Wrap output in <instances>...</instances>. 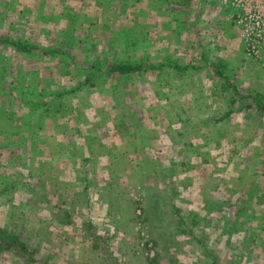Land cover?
<instances>
[{"label":"rangeland","instance_id":"obj_1","mask_svg":"<svg viewBox=\"0 0 264 264\" xmlns=\"http://www.w3.org/2000/svg\"><path fill=\"white\" fill-rule=\"evenodd\" d=\"M138 4L0 0V264H264L261 67L239 58L240 46L186 45L178 52L189 65L174 60L139 29ZM209 33L219 34L200 36ZM221 52L231 61L220 62ZM114 62L142 70L107 74ZM197 77L205 87L193 93ZM196 101L205 106L182 105ZM114 124L136 139L141 126H157L164 145L154 163H164L120 180L113 222L90 197L116 179L98 173L91 156L97 130ZM170 129L190 146L172 147ZM128 184L156 190H135L136 200Z\"/></svg>","mask_w":264,"mask_h":264},{"label":"crops","instance_id":"obj_2","mask_svg":"<svg viewBox=\"0 0 264 264\" xmlns=\"http://www.w3.org/2000/svg\"><path fill=\"white\" fill-rule=\"evenodd\" d=\"M137 7V12L140 14V20H138L139 29L149 31V41H152V45H160L162 47L165 46L166 49H170V51L173 52L170 56H173V54L174 56H177L176 59L174 57V60L184 61L188 66L189 63H187V59L184 60L182 58L183 56H181L178 52V47H184L186 45L196 47L199 44H206L207 47L219 45L220 47L225 48L232 47L233 50H236V48L240 46V49L238 51V54L240 55L239 58L245 59L250 62L254 61L255 64L257 63L246 52V45L235 22L236 12L233 11L230 7L223 5L220 0H139V4ZM205 30L208 32L216 31L219 34L217 35L215 33H209L205 36V38L202 39L200 35ZM145 36L146 38H149L147 33L145 34ZM151 37H153L154 39H151ZM175 48L177 49L174 50ZM235 53L236 52H234V54ZM218 54L220 62L222 59L227 62L231 61L222 52ZM222 55L224 56V58L221 57ZM207 56H209V54H207ZM167 60L169 65L174 67V65H172L174 63L172 57H167ZM257 65L258 67H261L260 69L264 74L262 66L259 63H257ZM233 66L235 65H232V67ZM245 75L247 76V78H253L256 76H254L253 70L251 69H249L248 73H246ZM197 78L198 81L194 83V87L196 89L194 88L193 93H199L202 91V88L200 87H205V83L199 77ZM251 86L253 91H255V89L259 87L258 85H256V81L254 85ZM195 103L196 105L190 103L187 105L183 103L182 105L187 107V110H191L195 106H197L198 108H202V106H205L199 105L197 101ZM171 105L172 104L170 102H167L164 109H172ZM163 106L164 105H160L159 108H162ZM225 116L227 117L228 115H224V117ZM170 117L173 118V120H177L173 116ZM118 127L119 125L114 124V130L110 131V129H105L103 125L101 129L97 130L96 142L99 144V147L97 146V149L91 150L92 160L98 166V173L106 176L112 173L113 176L116 175V179L108 177L109 185L97 186L98 193L90 197V207L92 209H98L99 211L102 210L104 212H107L105 214L111 213L113 216V222L116 217H120V214L116 213L115 211H119L122 209V202L120 201L125 196L122 195L121 198V195L118 196L117 193H115L126 186L120 185V180L125 178V181L128 180V183H131V178L132 176H134L133 174L145 173L146 167L150 165H152L155 170L161 169L162 163H164H158L157 161L154 163L157 155L163 154V152L157 150L158 145L160 146V148L164 145L162 141V131L159 130L157 126L151 129H148L146 126H141L140 135H142L141 137H144L142 139H136V136L132 138L131 131H128V133H125L124 131L120 133V131L122 130L118 129ZM132 133L134 134V132ZM179 133L180 132H174V138L172 129H170L168 140L169 143L171 142L172 147L177 146L178 149L181 148V151H183L185 150V148L190 146V144H187L189 136L187 137L186 134H180L178 137ZM118 135L120 136V138H122L124 143H120L119 139L117 138ZM180 136L181 138L185 136L186 139H181ZM219 138H223V135ZM219 138L218 143L221 147L224 146L226 142H228V140H226L225 138H223L222 141H219ZM95 139V137H92L93 143ZM153 141L156 142L155 145L153 144ZM116 153L120 155V166L118 165V163H116L115 160ZM168 155H170V153ZM108 158H111L115 161L113 162L114 167H111L112 161L102 163V161L105 162V160H109ZM172 160L173 159H171V161ZM46 163L49 164L48 166H46V172L49 171V173H51V162H48L47 159ZM53 166L60 167L61 164L60 162H58ZM58 173L60 175H58L59 178L57 179V182L58 184H60L62 180H66V177H62V175H65L63 174L64 171H59ZM78 175L82 176L81 172L78 173ZM114 180H116L118 185H114ZM129 184V198L134 197L136 200H139L138 198L140 197V195L134 193L135 190H140L142 194L145 191L148 192L152 189L156 190V188L154 186L152 187L151 185ZM104 212L97 215L96 221L103 222L105 220Z\"/></svg>","mask_w":264,"mask_h":264},{"label":"built area","instance_id":"obj_3","mask_svg":"<svg viewBox=\"0 0 264 264\" xmlns=\"http://www.w3.org/2000/svg\"><path fill=\"white\" fill-rule=\"evenodd\" d=\"M236 12L235 22L247 54L264 70V0H220Z\"/></svg>","mask_w":264,"mask_h":264},{"label":"trees","instance_id":"obj_4","mask_svg":"<svg viewBox=\"0 0 264 264\" xmlns=\"http://www.w3.org/2000/svg\"><path fill=\"white\" fill-rule=\"evenodd\" d=\"M142 70V66L131 63V62H114L108 65L107 74L114 75L118 74V76L126 77L129 74L138 73ZM1 236V235H0ZM6 237V236H5ZM7 238L14 239L11 235H7ZM22 246L21 243H18ZM24 248V246H22Z\"/></svg>","mask_w":264,"mask_h":264}]
</instances>
